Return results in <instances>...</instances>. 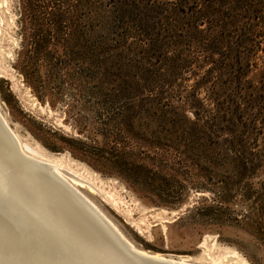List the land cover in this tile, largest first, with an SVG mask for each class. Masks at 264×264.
I'll return each instance as SVG.
<instances>
[{
	"label": "rangeland",
	"instance_id": "obj_1",
	"mask_svg": "<svg viewBox=\"0 0 264 264\" xmlns=\"http://www.w3.org/2000/svg\"><path fill=\"white\" fill-rule=\"evenodd\" d=\"M196 2L213 10V21L220 26L232 22L264 27V0ZM23 5L24 0H0V112L8 122L1 118L6 131L16 133L26 151L48 157L70 175L88 181L77 191L52 166H43L85 211L104 220L134 252L110 220L135 246L150 253L182 256L200 264H264V35L245 39L233 35L222 42L231 49L218 79L219 86L228 80L225 90L219 88L229 107L226 120L230 121L222 123L230 124L220 131L218 142L234 135L242 152L236 155L202 140L207 133L202 128L196 140L203 145L183 147L185 142L177 137L186 139V120H195L189 106L175 103L172 119L164 113L168 107L154 105L146 92L134 87L131 71L100 64L99 54L91 62L83 58V69L59 65L55 57L62 54L60 47L47 61L26 62L28 30L22 24L28 19L21 15ZM42 5L32 25L42 31L39 38L51 39L52 27L63 24L66 34L62 36L84 40L85 24L90 22L84 0H72L73 7L61 10L48 0ZM122 12V18L120 12L108 13L105 22L100 11L99 20L92 19L94 37L106 31L117 33L119 24L132 27V16ZM231 12L242 15L233 20ZM117 18L122 22L117 23ZM127 29L130 33L124 38L132 40V28ZM213 58L221 59L216 53ZM208 85L202 84L199 95L217 115L216 105L206 98ZM198 125L205 123L199 120ZM165 137L172 139L167 143ZM25 156L33 164H44ZM1 215L15 218L0 213V224ZM33 217L28 214L23 219L42 224ZM6 229L0 226L4 264H29L19 256L7 260L5 252L6 247L19 245L11 241H26L29 234L15 232L23 228Z\"/></svg>",
	"mask_w": 264,
	"mask_h": 264
},
{
	"label": "trees",
	"instance_id": "obj_2",
	"mask_svg": "<svg viewBox=\"0 0 264 264\" xmlns=\"http://www.w3.org/2000/svg\"><path fill=\"white\" fill-rule=\"evenodd\" d=\"M44 2L45 0H24L21 15L28 19L25 21L26 24H22V28L28 30L24 37L27 43L24 53L26 62L33 65L36 60L47 61L52 58L51 54L58 53L57 47H60L62 54L55 57L59 65L83 69L80 63L83 62V58L91 62L98 56L96 54H99L103 56L100 64L108 63L109 68L118 67L131 71L134 87L146 92L147 99L155 102L154 105L162 103V106L168 107L164 113L172 119L176 113L172 110L175 103H185L189 106L195 120L185 118L188 130L186 129L184 134L188 136L184 140L177 137L185 142L183 147L200 146L204 140L241 155L240 140H236L234 135L229 138L222 137V141L218 142L220 131L228 129L227 124H230L226 123L230 121L226 120L229 114L227 98H224L219 88L222 86L225 90L228 80L226 83L222 80L219 86L218 79L223 77V70L228 65L224 58H227L231 49L227 45L223 47L222 42L225 39L231 40L233 35H236V38L241 36L242 39L262 36L264 27L248 24L237 26V23L232 22L220 26L213 21V10L200 6L196 0H84L85 10L90 13L88 16L90 22L85 24L87 29L84 40L79 42L62 36L66 34L64 31L66 27L63 24L53 26L54 35L47 40L39 38L42 31L32 26L35 12L43 7ZM48 2L57 10L73 7L72 0ZM122 10L129 13L126 17L132 16V27L129 23H124L128 25L124 28L120 26L123 24H119L115 28L118 29L115 30L117 33L109 34L106 31L94 37L92 19L99 20L100 11L106 22L111 16L108 13L111 12L115 14L120 12L122 18ZM241 15L239 12L229 14L233 20ZM255 17L259 16L254 15L253 18ZM115 21L122 22L120 18ZM110 24L116 25L112 22ZM127 28H132V40L124 38L130 33ZM214 53L220 54V61L214 60ZM205 64L208 66L202 68ZM87 66L91 67L88 64ZM190 77L193 81L188 84L187 80ZM203 83L209 84L205 89L206 98L216 105L217 115H214L216 113L213 112V108L206 107V103L199 95ZM199 120L205 125L202 127L198 125ZM225 120V124L222 123ZM199 128L207 130L205 139L202 138L201 141L196 140ZM170 139L172 138L165 137L167 143L171 141Z\"/></svg>",
	"mask_w": 264,
	"mask_h": 264
},
{
	"label": "water",
	"instance_id": "obj_3",
	"mask_svg": "<svg viewBox=\"0 0 264 264\" xmlns=\"http://www.w3.org/2000/svg\"><path fill=\"white\" fill-rule=\"evenodd\" d=\"M9 139L0 121V213L15 215L11 220L1 215L0 226L11 231L23 228L15 232H27L30 239L11 241L19 245L5 248L7 260L19 256L29 264H168L134 252L93 212L69 208L57 198H43L34 182L23 183L24 173L31 170L20 166ZM28 214L42 224L24 220Z\"/></svg>",
	"mask_w": 264,
	"mask_h": 264
},
{
	"label": "bare ground",
	"instance_id": "obj_4",
	"mask_svg": "<svg viewBox=\"0 0 264 264\" xmlns=\"http://www.w3.org/2000/svg\"><path fill=\"white\" fill-rule=\"evenodd\" d=\"M2 112H0V121L2 122L1 118L4 120L5 123H8L6 121V119L4 118V116L1 114ZM3 123V122H2ZM4 125V124H3ZM5 128V127H4ZM9 129V127H8ZM6 130V129H5ZM8 133V132H7ZM12 133V132H11ZM15 137L13 135H11L10 133H8L10 139L13 141L12 145L14 146V150L16 152V156H18V159L21 160L22 162V165L20 164V166L22 168H27L29 170H31L28 174L25 172L24 175L27 176V180L26 179H23V183H25L26 185H29L30 182L28 181H32L34 182V184L39 187L38 189L43 193L42 194V197L43 198H57L58 200H61V203L62 204H65L67 206H69V208H80L82 211L84 212H88V211H85V209L83 208V206L78 202H76L65 190H63L62 187L59 186V182L55 179V177L53 175H50L44 168L42 165H50L52 166L53 170H55L60 176L64 177L68 182L69 184H71L72 186H74L77 191H81L78 186H81L84 185L85 182H88L85 180V182H83L82 180L84 179H81V178H76L75 176L71 175L68 173L69 170H64L63 167L61 166V164L57 163V162H54V161H51L49 160V158H45L43 156H36L35 154H32L28 151L25 150L24 148V144L20 141L19 137L17 136L16 133H14ZM9 139V140H10ZM17 140V141H16ZM10 144H11V141H9ZM28 145V144H27ZM29 148V147H28ZM31 148V147H30ZM32 149V148H31ZM34 150V149H33ZM36 151V149H35ZM25 153H27L29 156H32L38 160H40L41 162H43L44 164L42 163H37V164H33L31 161H29L26 156H25ZM43 154V153H42ZM41 154V155H42ZM18 166V165H17ZM16 168V167H15ZM61 177V178H62ZM81 179V180H80ZM67 182V183H68ZM38 183V184H36ZM86 184V183H85ZM90 184V183H89ZM70 185V186H71ZM87 185V184H86ZM91 185V184H90ZM89 186V185H88ZM94 186V185H93ZM92 187V186H90ZM87 188V187H86ZM90 189H93L90 188ZM43 190V191H42ZM45 192V193H44ZM88 198V196H87ZM89 199V198H88ZM94 203V202H93ZM94 205H96L94 203ZM97 206V205H96ZM95 207V206H94ZM98 208V206H97ZM96 208V210H97ZM100 210V209H99ZM101 211V210H100ZM99 211V212H100ZM103 213V212H102ZM104 214V213H103ZM105 215V214H104ZM106 216V215H105ZM109 220L110 218L108 216H106ZM111 223L114 225V228L116 227L117 230L120 232L119 234L122 235L128 242L129 244H131V246L134 247V250L142 255V256H145V257H151V258H154L156 260H160V261H164L168 264H200V263H194V262H190V261H187L185 260L186 258H183L181 259L180 256L178 259H175L173 257H165V256H162V254H156V253H150L146 250H143V249H140L138 248L137 246H135L128 238L125 237V235L119 230V228L114 224V222H112V220H110ZM123 238V239H124ZM126 242V241H125ZM128 244V243H127ZM1 252V250H0ZM165 255V254H164ZM188 259V258H187ZM242 260V259H241ZM242 263H243V260H242ZM0 264H4L3 262V259H2V255L0 254Z\"/></svg>",
	"mask_w": 264,
	"mask_h": 264
}]
</instances>
